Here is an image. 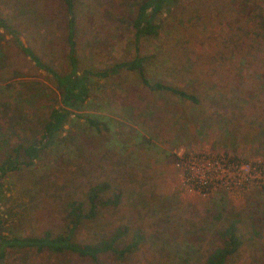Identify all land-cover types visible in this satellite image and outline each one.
Masks as SVG:
<instances>
[{
	"label": "rangeland",
	"instance_id": "374dc122",
	"mask_svg": "<svg viewBox=\"0 0 264 264\" xmlns=\"http://www.w3.org/2000/svg\"><path fill=\"white\" fill-rule=\"evenodd\" d=\"M74 4L80 67L91 72L90 99L33 165L2 180V212L15 233L61 234L66 205L107 181L122 190V204L102 209L80 227L77 240L93 243L119 225H136L146 241L123 261L27 249L9 250L3 264H203L221 244L225 219L235 216L245 245L227 264H264V184L254 180L240 191L200 194L183 184L178 166L185 156L209 153L264 167V1L182 0L158 17L159 36L137 46L133 0ZM0 14L45 64L66 70L61 2L0 0ZM137 55L145 59L151 85L185 90L198 103L152 91L138 71L93 75ZM57 106L53 78L0 30V161L18 143L38 142Z\"/></svg>",
	"mask_w": 264,
	"mask_h": 264
},
{
	"label": "trees",
	"instance_id": "16d2710c",
	"mask_svg": "<svg viewBox=\"0 0 264 264\" xmlns=\"http://www.w3.org/2000/svg\"><path fill=\"white\" fill-rule=\"evenodd\" d=\"M66 7V70L64 72L45 64L30 47H26L20 40L17 31L0 14V30L5 31L14 39L16 46L41 71L49 74L55 81L59 96V106L53 108L43 124L41 139L28 143H18L11 152L0 161V264H3L9 250H36L51 254H73L80 258L96 261L99 256L110 254L117 260L138 252L146 241L142 228L136 225H119L107 236L93 243H83L77 240V233L85 223L95 221L102 209H116L122 204L123 192L113 188L107 181L98 182L91 186L82 201L70 202L66 205L67 218L65 231L53 234L47 230L41 235H21L15 233L7 225L8 217L2 212L4 198L3 179L21 168L30 167L39 159L43 151L51 145L63 128L70 121L72 115L83 113L91 96V72L81 70L78 57L77 20L74 0H58ZM134 13L131 17V27L134 30V40L137 46L142 39L156 38L160 34L161 25L158 17L167 9L177 5L182 0H133ZM264 1V0H263ZM263 20V19H262ZM145 59L136 56L130 62L117 63L97 71L93 75L98 78H108L122 70L138 71L143 86L157 92H166L176 96L189 104H197L198 99L192 93L173 86L156 83L151 85L145 78L143 63ZM90 126L98 128V123L89 116L79 115ZM221 218L219 217V220ZM240 220L237 216L225 219V225L219 231L221 244L213 248L206 256L203 264H227L245 245V238L241 233ZM257 235H259L257 233Z\"/></svg>",
	"mask_w": 264,
	"mask_h": 264
},
{
	"label": "built area",
	"instance_id": "2783aa9c",
	"mask_svg": "<svg viewBox=\"0 0 264 264\" xmlns=\"http://www.w3.org/2000/svg\"><path fill=\"white\" fill-rule=\"evenodd\" d=\"M183 184L200 193H212L221 188L233 192L242 190L254 180L264 184L262 163H248L222 154H201L179 159Z\"/></svg>",
	"mask_w": 264,
	"mask_h": 264
}]
</instances>
